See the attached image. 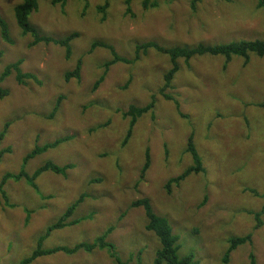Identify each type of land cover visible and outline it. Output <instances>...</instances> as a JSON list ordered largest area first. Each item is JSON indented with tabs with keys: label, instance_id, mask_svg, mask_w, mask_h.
Wrapping results in <instances>:
<instances>
[{
	"label": "rangeland",
	"instance_id": "374dc122",
	"mask_svg": "<svg viewBox=\"0 0 264 264\" xmlns=\"http://www.w3.org/2000/svg\"><path fill=\"white\" fill-rule=\"evenodd\" d=\"M22 1L0 0V18L11 39L5 41L0 28V76L7 65L19 61V70L35 79L19 83L11 70L0 82L8 92L0 98V132L5 129L0 149L10 148L0 157V180L5 173L31 174L46 160L74 167L66 176L42 172L34 180L36 187L23 177L6 180L7 202L0 201V264H19L81 195L69 218L77 223L50 231L41 247L94 243L113 228L106 237L113 249L58 251L30 264H119L116 255L126 264H153L160 243L144 228L143 207L131 206L140 198H147L153 211L167 219L180 256L190 253L198 264H250L253 255L254 264H264V210L260 225L254 218L264 206V57L249 53L246 64L239 55L229 60L209 54L179 57L161 92L172 66L170 56L155 48L135 55L136 45L146 41L191 49L264 40V4L197 0L192 7V0H148L145 6L143 0H37L28 20L40 35L62 39L77 33L67 57L64 46L52 42L30 45L32 37L22 34L14 15V6ZM105 1L108 6L100 11ZM94 42L112 46L129 63L105 66L113 54L105 46L91 49ZM79 59V77L65 79L64 73ZM152 98L153 109L137 117L123 143L129 127L123 113ZM190 134L204 171L168 188L167 180L192 163L185 150ZM62 137L68 139L23 164L36 145ZM146 151L149 166L141 173ZM244 235L250 240L227 253L230 239Z\"/></svg>",
	"mask_w": 264,
	"mask_h": 264
},
{
	"label": "trees",
	"instance_id": "16d2710c",
	"mask_svg": "<svg viewBox=\"0 0 264 264\" xmlns=\"http://www.w3.org/2000/svg\"><path fill=\"white\" fill-rule=\"evenodd\" d=\"M148 0H143V5H147ZM197 0H192L191 5L192 7L195 5V2ZM65 0H51L52 4L57 3H64ZM261 4H264V0H259ZM126 3L129 4V0H126ZM156 5V2L154 3ZM108 6V2L105 1L102 5L98 6V9L100 11H104L106 7ZM37 8V0H23L22 2L16 4L14 6V15L16 18V22L18 26L20 27V30L22 34L27 35L29 34L32 37V41L30 45L37 44L39 42L44 43H54L61 46H64L66 56L68 57L70 55V46L69 42L77 36V33H71L66 36H64L62 39H53L48 36L40 35L38 31L32 27L30 24L28 17L30 13ZM127 10H129L127 8ZM101 18H104V15L101 16ZM0 28H1V36L2 38L7 41L11 42V39L8 35V27L3 19L0 18ZM105 46L110 48L113 58L111 61L105 63V66L112 65L116 62H126L129 63L130 60L125 59L118 55L112 46L103 44L101 42H94L91 45V49H93L94 46ZM147 48H155L158 51L162 53H166L170 56L172 66L170 69L164 74V83L162 86L161 92H163V89L168 87L170 80L173 77V74L177 70V64L176 60L179 57H183L185 60L190 59L192 56L198 54H209V55H223L226 60H229L232 55H239L243 57V63L246 64L249 61V53H254L255 55L259 57H264V40L262 39H253V40H240V41H234V42H228V43H221V44H214V45H204V44H198L196 47L187 49L183 47H170L165 48L153 41H146L141 44H137L135 47V55L136 57L139 56L140 52ZM19 61L11 63L7 65L0 76V82L1 80L11 71L14 70L16 72V79L19 83H23L24 79H35V76L33 73L30 72H22L19 70ZM81 67V59H79L75 65V67L71 71H67L64 73L65 79L69 77H79V71ZM100 78L98 80L101 81ZM7 90L2 88L0 85V98H3L7 94ZM166 99H171L169 95L162 94ZM153 97V96H152ZM60 101V98L58 99L57 104L55 105L53 111L51 114L54 113V111L57 108V105ZM177 104V103H176ZM175 104V105H176ZM154 107V99L152 98L150 102L143 106H136V105H130L128 109L123 113L124 116L129 117V127L127 129L126 136L123 140V143L127 141L129 136L131 135L132 128L136 122V119L138 116L147 113L151 111ZM7 126V124H6ZM5 129L4 131L0 132V144L4 137ZM68 138L62 137L54 140L53 142L45 143L43 146H35L30 152L26 153V155L23 157V164H25L29 159H31L36 154H39L43 151H45L48 148H51L61 141H64ZM186 152H188L191 155L192 163L190 166H188L186 169H184L179 175L171 177L167 180L166 185L169 188L172 184L178 185L183 179H185L189 174L191 173H199L203 172L204 168L202 166V161L200 158V155L198 154L193 140H192V134H190L187 137L186 142ZM10 151L9 147L0 149V157L4 154ZM149 166V154L146 151L145 153V161L141 168V173H143ZM74 165L72 163H65L62 165H58L51 160H46V162L36 168L33 173L28 174L24 171L19 172L18 174H12V173H5L3 177L0 180V201L2 200V204L7 202V195L6 192L3 189L4 183L7 179L13 178L15 180H20V178H25L33 187H36L34 180L44 171L50 170L52 173L56 174H62L66 176L67 170L73 168ZM253 192V190H251ZM83 200V195L78 197L72 204H70L68 207H66L64 213L55 221L53 224L49 225L46 229L45 233L41 235L37 239L36 247L31 251V253L28 256H25L19 261V264H30L35 258L41 256V255H47L51 253H55L58 251H63L69 254H72L76 252L77 250L84 249L86 251H91L94 248H109L110 250L113 249V243L106 240L107 235L113 230V228H109L106 230L105 234L96 238L94 243H86V242H80L77 243L75 246L69 248L66 246H56L49 249H43L41 247L42 241L44 238L49 234L50 231L60 228L64 225H73L77 223V219H70L72 216L76 206ZM131 206H142L144 209V213L146 216V223L144 224V228L147 231L153 232L159 240L160 247L155 251V256L153 260V264H198L197 260H195L194 256L192 254H186L180 256L178 254L179 246L177 245V237L172 233L171 227L165 217L157 215L147 198H140L131 203ZM264 210V206L262 207L261 211L259 212H253L254 218L256 220V226L260 225V214ZM250 212V211H249ZM250 240L249 235L239 236V237H233L230 239V246L228 247L227 253L231 251L236 246L243 244ZM141 250H138L137 257L140 256ZM115 260L119 264H126L123 263L117 255L114 257ZM224 261V260H223ZM136 264H142L139 260ZM250 264H254V257L253 255H250Z\"/></svg>",
	"mask_w": 264,
	"mask_h": 264
},
{
	"label": "crops",
	"instance_id": "0c3cea01",
	"mask_svg": "<svg viewBox=\"0 0 264 264\" xmlns=\"http://www.w3.org/2000/svg\"><path fill=\"white\" fill-rule=\"evenodd\" d=\"M61 246H63V245H61ZM35 259H36V258H35ZM35 259H34V260H35ZM34 260H33V261H34Z\"/></svg>",
	"mask_w": 264,
	"mask_h": 264
}]
</instances>
